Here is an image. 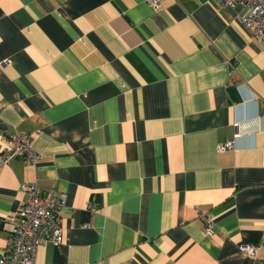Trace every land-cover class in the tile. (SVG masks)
<instances>
[{
	"label": "crops",
	"instance_id": "0c3cea01",
	"mask_svg": "<svg viewBox=\"0 0 264 264\" xmlns=\"http://www.w3.org/2000/svg\"><path fill=\"white\" fill-rule=\"evenodd\" d=\"M238 10L0 0V148L25 132L37 154L0 166V255L35 181L66 194L35 264H252L246 243L264 257V40Z\"/></svg>",
	"mask_w": 264,
	"mask_h": 264
},
{
	"label": "built area",
	"instance_id": "2783aa9c",
	"mask_svg": "<svg viewBox=\"0 0 264 264\" xmlns=\"http://www.w3.org/2000/svg\"><path fill=\"white\" fill-rule=\"evenodd\" d=\"M230 7H239L234 16L244 29L253 37L264 40V0H217ZM155 8L159 0H150ZM9 62L5 59L3 63ZM235 145L233 139H227L219 148H231ZM30 138L25 132L12 133L5 139L4 147L0 148V166L6 165L10 160L24 157L34 162L37 154L31 148ZM25 192L24 200L16 209L12 226L9 232V246L0 255V264H35L37 245L46 241L59 242L61 240V221L58 208L66 201V194L61 191L50 193L42 192L35 181L21 184ZM95 206V205H94ZM91 205V210L97 208ZM205 217L204 229L206 233L212 232L211 219ZM240 250L252 256V264H264V257H260L256 247L252 244H241Z\"/></svg>",
	"mask_w": 264,
	"mask_h": 264
}]
</instances>
